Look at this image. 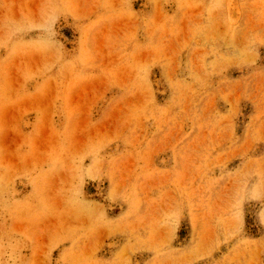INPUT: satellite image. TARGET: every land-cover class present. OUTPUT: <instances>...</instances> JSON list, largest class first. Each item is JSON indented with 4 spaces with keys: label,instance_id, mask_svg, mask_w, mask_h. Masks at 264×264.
I'll list each match as a JSON object with an SVG mask.
<instances>
[{
    "label": "rangeland",
    "instance_id": "rangeland-1",
    "mask_svg": "<svg viewBox=\"0 0 264 264\" xmlns=\"http://www.w3.org/2000/svg\"><path fill=\"white\" fill-rule=\"evenodd\" d=\"M0 264H264V0H0Z\"/></svg>",
    "mask_w": 264,
    "mask_h": 264
}]
</instances>
